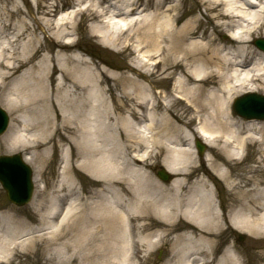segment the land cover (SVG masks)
<instances>
[{"label": "bare ground", "instance_id": "6f19581e", "mask_svg": "<svg viewBox=\"0 0 264 264\" xmlns=\"http://www.w3.org/2000/svg\"><path fill=\"white\" fill-rule=\"evenodd\" d=\"M76 1L75 14L93 22L90 31L101 45L135 50L137 60L116 74L98 66L95 72L77 52L78 40L70 38L76 18L68 9L56 22H47L54 39L41 42L35 15L30 12V24L17 0H0V16L7 19L0 32L20 30L18 39L31 34L32 45L40 43L35 54L46 61L45 53L54 57L52 74L47 63L31 66L32 82L4 99L15 113L18 97L26 96L21 129L15 123L4 135L8 148L31 149L25 158L36 162L46 158L49 142L54 147L69 144L77 168L92 178L95 188L88 196L77 189L67 159L54 195L49 199L45 188L38 191L34 207L41 226L19 222L8 211L1 215L0 264H6L5 251L23 248L20 236L31 234L36 242L42 240L40 255L54 242L52 253L60 264L76 259L95 264L100 257V264H137L133 257L152 254L166 240L171 247L165 264H242L232 248L220 256L216 249L218 237L231 227L254 237L264 234V120H237L231 103L239 89L258 91L257 81L264 86V51L258 48L255 54L250 45L264 25V0ZM188 1L191 6L183 8ZM57 10L54 5V18ZM186 14L196 16L180 26ZM222 32H228L225 40ZM197 37L208 40H191ZM7 48L0 45V78L25 65L8 64L14 46ZM164 79L172 80L169 94L156 88ZM49 82L54 83V98ZM188 135L211 147L203 157ZM252 144L259 146V156L246 169L242 153ZM160 154L172 180L146 169ZM218 180L228 194L229 222Z\"/></svg>", "mask_w": 264, "mask_h": 264}, {"label": "rangeland", "instance_id": "374dc122", "mask_svg": "<svg viewBox=\"0 0 264 264\" xmlns=\"http://www.w3.org/2000/svg\"><path fill=\"white\" fill-rule=\"evenodd\" d=\"M27 1V2H26ZM41 4L42 8H39L36 4L38 2ZM18 4L23 8L25 13H29V16H27V22L32 24V14L35 15L36 19L39 21L40 25L38 24L36 26L37 29V38L44 42L47 38L54 39V29H48V23L49 20L52 22H55L60 17V13L62 11L65 12V10L68 9V12L73 18H76L75 21V30L71 32L70 38L77 39V52L82 54V58H84L88 64L91 65L92 68H94V71L97 72L99 68L102 70L104 69H110L114 74L121 72L123 69V66L127 64L128 66L133 67L135 64V61L137 60V52L132 49H124L122 47H118L115 49L107 48L99 43V37L97 35H94L90 31V26L93 25V22L91 20H86L85 18H81L79 14H75V11L79 9V6L76 8H73L75 6L76 0H17ZM54 5L56 8H58L55 15H57L54 18ZM64 6V7H63ZM191 6V2L188 1L186 4L183 5V8L188 9V7ZM63 8L62 11H59V9ZM180 8L181 5H180ZM50 11L51 14H47V12ZM202 11L205 12V7L202 8ZM145 14L149 15L150 11L148 13L142 14L141 17H144ZM140 16V15H137ZM196 16L195 14H189L185 15V17L181 20L179 23L180 26L186 25L190 20ZM58 17V18H57ZM140 17V18H141ZM84 19V20H83ZM204 21L207 19L203 17ZM6 17L0 16V24L4 25L6 23ZM17 19H12L11 21L13 23H17ZM189 24V23H188ZM189 25H187L188 27ZM212 29V28H210ZM22 31L9 28L6 29V32L1 33L0 32V45L3 44L4 48L10 47L13 45L14 53L7 59L5 62L11 65H18L20 62H25V65L20 68L19 71H17L12 76H9L8 78H0V104L4 109L7 111V113L10 116V125L8 130L0 135V155H12L14 153H23V155L26 154L28 151H32L31 149L26 150L27 148H8V143L6 142V138L4 135L10 132V129L12 128L13 124L17 123L18 129H21V123H19V120H23L26 118V96L21 95L18 97V110L15 113L8 109L5 106V98L10 97L11 95L14 96L15 90L17 87H22L24 84H30L32 81L30 80L33 69H31V66L37 65H44L47 63L49 65V72L50 74L53 73V70H51V67L54 66V57L51 53H45L47 57L49 56V60L46 61L43 54H35V48L40 45V43L35 42V45H32L31 40L33 39L31 34H25V36H22L20 39H18V35ZM229 32V31H228ZM228 32H222L220 33V38L225 40L229 35ZM202 37V34H199ZM264 38V25L261 30L254 33L251 36V42L250 45L252 46V49L256 51L255 54L259 52V49L255 46L254 41L256 38ZM17 38V40H15ZM253 38V39H252ZM15 40V41H14ZM198 42H206L208 38H195L191 39ZM12 43L11 44H9ZM8 49V48H7ZM97 66L99 68H97ZM5 67V65H4ZM214 69L216 67H213ZM153 69V68H152ZM3 70H7L5 67ZM10 72H13L10 70ZM157 74V73H156ZM54 76V74H53ZM149 77V76H148ZM162 77V75L158 76ZM153 78V76H152ZM116 80H112L110 82V85L115 86ZM172 84L171 79H164L161 81L156 82V88H158V91H167L166 93L169 94V89ZM257 84L259 85V90L256 92L264 94V86L262 87V83L260 81H257ZM106 86H108L106 84ZM50 87V95L54 98V91L51 90L52 87H54V83L51 84L49 82ZM108 88V87H107ZM30 92V88L26 89V93ZM248 92V89L245 88V90H238L234 94V96L231 99V102L236 96L242 95L244 93ZM116 94H120V90L116 91ZM108 96H111V93L108 92ZM110 98V97H109ZM174 95H171L170 93V99H173ZM111 99V98H110ZM233 110V109H232ZM233 115L237 120H244L246 122L247 119L237 115L234 110L232 111ZM19 115H22L19 117ZM192 113H188L187 117L190 118ZM21 122V121H20ZM195 127V126H194ZM243 128V126H242ZM247 130V129H246ZM245 131V129H244ZM51 137H54V130L51 132ZM191 143V145L195 148L196 147V138L197 136L188 135ZM199 138V137H198ZM200 140L204 142L201 138ZM54 141L49 142L48 146L50 147L49 153L45 154L46 158L38 159L36 162H28V164L33 169V183L35 185L34 194L31 199V201L25 205H16L13 202H11L7 196V192L5 188L2 186L0 182V217L5 212H11L15 214V218L21 222L23 220H28L31 222V224L35 227L41 226V223L39 222V215L40 212L35 209L34 203L38 199V191L39 189H46L48 193V198L50 199L51 196L54 195V185L59 182L62 176V167L64 162L68 159L69 160V168L75 172L77 175V189L80 191H83L82 193L85 196L92 195V191L94 188L93 180L91 177H89L87 174H85L83 171L79 170L76 166V158H75V151L72 150L69 144H65L63 147H54L53 144ZM205 143V142H204ZM211 147L206 144V149L204 154L210 149ZM198 149V148H197ZM259 146L256 144L250 145L244 155V162L242 166L244 168H248L251 166L256 165L255 159L259 156L258 154ZM198 155L200 154L198 150ZM163 154H160L159 157L155 160L153 158L152 164H150L146 169L148 172H151L154 175H158L159 169L163 168V164L161 161ZM200 157H203V155H199ZM25 159V158H24ZM174 176V175H173ZM219 195L221 196L224 206L223 212L226 213V217L229 222V214H230V206L229 203H227V191L225 189V185L221 181H216ZM68 201V200H67ZM66 201V202H67ZM50 202V201H49ZM218 204H220V199H217ZM43 212V211H41ZM52 227L48 229V231H52ZM4 230L0 229V232H3ZM45 237H48L46 234ZM20 241L23 244V248L16 249L15 251L9 252V250L5 251L3 255H5V262L6 264H60L59 258H54V254L52 253L54 248V242L48 245L49 251L46 252L44 255H40V248L42 240H34L31 235H22L19 237ZM18 242V241H17ZM20 243V244H21ZM171 247V242L166 240L163 242L161 246H159L152 254L145 256L143 252H140L138 258H133L134 263L137 262V264H165L169 258V249ZM50 248H52L50 250ZM232 248L234 251L238 252L241 256L242 264H264V257H262V253L264 251V234L258 235V237H254L250 235L248 232L245 231H239L234 228H230V230H225L223 234H221L218 237V246L216 249V254L218 256L222 255L227 249ZM75 262H72L70 264H79L76 260ZM68 264L67 261H65ZM104 262V258L100 257L98 259V263Z\"/></svg>", "mask_w": 264, "mask_h": 264}, {"label": "water", "instance_id": "95a60500", "mask_svg": "<svg viewBox=\"0 0 264 264\" xmlns=\"http://www.w3.org/2000/svg\"><path fill=\"white\" fill-rule=\"evenodd\" d=\"M255 44L264 50V39H257ZM236 110L239 114L248 118H264V96L250 93L242 96L236 103ZM8 125V116L0 108V134ZM201 153L205 146L197 141ZM160 176L169 180L171 176L164 170ZM32 169L24 162L20 154L0 156V181L7 189L9 197L18 204L27 203L33 193Z\"/></svg>", "mask_w": 264, "mask_h": 264}]
</instances>
